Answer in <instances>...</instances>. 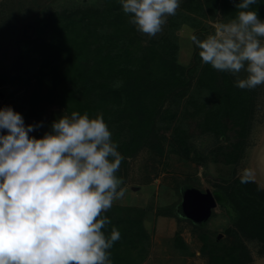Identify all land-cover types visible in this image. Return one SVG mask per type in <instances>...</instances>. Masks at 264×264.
<instances>
[{"label":"rangeland","instance_id":"rangeland-1","mask_svg":"<svg viewBox=\"0 0 264 264\" xmlns=\"http://www.w3.org/2000/svg\"><path fill=\"white\" fill-rule=\"evenodd\" d=\"M106 6L105 0H0V107H13L24 116L26 124L43 122V127L32 133L37 138L51 130L54 119L62 114L70 115L58 104H49L44 100L34 104L33 99L35 91L41 93L40 89H36V75L43 63V54L37 51L48 33L51 16L60 19L83 10H103ZM230 20L220 10L211 12L205 0H181L177 15L168 18L163 31L156 37L149 38L138 33L144 45L160 43L170 25H173V29H176L173 47L179 63L186 67H201V60L199 55H195L190 36L201 32L205 37L209 32H214L217 24ZM63 21L67 22L65 19ZM260 39L264 43V38ZM30 56H33V62L29 61ZM20 70L28 72L30 86L13 84L11 81H15L13 76ZM196 80L197 77L194 82ZM190 87V92L180 102L177 93H173L162 107L163 111L170 107L173 111L178 109L171 129L164 132L166 137L160 139L152 130L151 137L154 139L144 140V147L133 155H130L127 147L132 138L128 132H132L128 127L132 122L129 119L121 120L117 114L106 121L113 133L112 139L119 145L118 151L125 157L116 174L124 179L122 187L125 196L115 202L106 215L111 222L112 217L122 219L126 216L127 220H142L149 232V239L141 240L139 245L138 242L132 245L129 242L126 248L121 247L119 250L113 246L111 252L114 264H223L224 260L219 255L224 254L223 248L229 247L234 238L233 233H241L242 217L217 186H227L228 181L242 183L245 170H250L251 176L247 182L264 195V85L258 86L256 90L251 132L237 157H229L230 164L224 163V157L220 154L222 151H232L235 132L223 133L225 138L212 133L205 134L200 128H190L191 120L186 118L183 121L181 118L187 109V99L196 85ZM193 97L197 102H203L209 95L204 91ZM201 120L199 115L193 122L197 124ZM163 121L157 118L155 123L162 126ZM189 128L194 135L188 140L190 150H178L173 145V136L176 131H188ZM216 194L219 196L215 197ZM197 195L204 196L205 217L202 221L192 218L187 212L190 210L193 213L192 208L198 212L200 200ZM259 200L263 204L262 197ZM126 207L132 209L130 213H124L123 208ZM111 227L109 225L104 229L106 234L110 233ZM258 234L261 236L262 232ZM181 239L187 245L186 249L180 245L177 247ZM205 247L210 254L217 252V261H212L210 254L202 253ZM247 247L252 258L251 264H264V251H260V244L247 243Z\"/></svg>","mask_w":264,"mask_h":264},{"label":"clouds","instance_id":"clouds-1","mask_svg":"<svg viewBox=\"0 0 264 264\" xmlns=\"http://www.w3.org/2000/svg\"><path fill=\"white\" fill-rule=\"evenodd\" d=\"M236 10L203 39L190 36L203 65L237 77L235 87L264 85V19L258 0H229ZM134 29L149 38L177 15L181 0H119ZM184 27H187L186 25ZM194 33V30H191ZM11 106L0 107V264H114L120 230L106 215L125 196L116 174L125 157L102 114L72 111L32 135ZM245 170L241 182H247Z\"/></svg>","mask_w":264,"mask_h":264},{"label":"trees","instance_id":"trees-1","mask_svg":"<svg viewBox=\"0 0 264 264\" xmlns=\"http://www.w3.org/2000/svg\"><path fill=\"white\" fill-rule=\"evenodd\" d=\"M105 1L107 6L103 10H83L61 17L62 19L51 16L48 33L37 51L43 54V63L36 75V89H40L42 94L35 91L34 104L44 100L64 107L69 114L72 111L88 112L90 117L102 114L105 122L115 114L121 120L129 119L132 124L128 127L134 133L128 131L132 138L127 147L130 155H133L144 147V140L153 138L152 130L163 139L166 137L164 132L171 129V122L177 117L178 109L173 111L170 107L162 110L168 96L177 93L180 102L190 92V85H196L187 99V109L181 118L183 121L188 118L191 120L190 128L195 126L205 134L212 133L225 138L223 133L235 132L232 151H222L220 154L224 157L223 162L230 164L229 157H237L252 129L257 88L245 91L235 87V78H244L246 73L241 71L237 77H233L203 64L201 67L180 64L173 47L176 31L173 25H170L160 43L144 45L140 34L128 23L123 12L119 11V0ZM205 1L211 12L220 10L229 19L236 14L229 0ZM256 8L260 18L264 19V0H258V4L253 6V9ZM196 35L200 39L204 37L201 32ZM198 51L195 47V55H198ZM32 57L28 59L33 62ZM17 72L13 76L15 81L11 80L13 84L30 86L28 72ZM199 91H206L209 95L206 101L198 100L200 104L193 97ZM199 115L202 120L196 124L193 121ZM157 118L165 120L162 126L155 123ZM191 131L192 129L176 131L173 145L178 150H190L188 140L194 137ZM226 184L228 185L216 186L226 195L228 203L231 202L240 213L242 227L240 234L233 233L234 238L229 247L223 248L224 254L219 256L224 260L223 264H251L247 243L258 242L260 251H264V195L248 182L238 184L228 181ZM217 195L215 197L219 196ZM260 196L263 204L259 200ZM197 197L200 200L198 209L204 208L205 211L202 201L204 196ZM123 209L124 213L132 210L129 207ZM195 209L191 210L195 212ZM112 218L111 226L117 227L121 232V240L114 244L116 250L126 248L129 242L130 245L136 242L139 245L141 240L149 239V232L142 220H127V216L122 219ZM261 232L262 235L259 236L258 233ZM178 241L177 247L180 245L183 249L187 248L182 239ZM129 249L130 246L128 252ZM202 253L210 254L206 247L202 249ZM216 253L210 254L212 261H217Z\"/></svg>","mask_w":264,"mask_h":264},{"label":"crops","instance_id":"crops-1","mask_svg":"<svg viewBox=\"0 0 264 264\" xmlns=\"http://www.w3.org/2000/svg\"><path fill=\"white\" fill-rule=\"evenodd\" d=\"M198 210H201V211H198V212H191L190 210L188 211V214L192 217V218H194V219H196V220H198V221H202L203 219H204V217H205V215H204V208L202 209V208H200L199 207V209ZM202 219V220H201Z\"/></svg>","mask_w":264,"mask_h":264}]
</instances>
